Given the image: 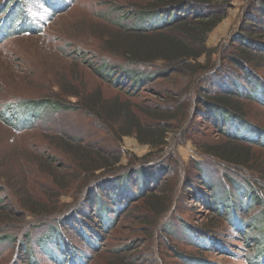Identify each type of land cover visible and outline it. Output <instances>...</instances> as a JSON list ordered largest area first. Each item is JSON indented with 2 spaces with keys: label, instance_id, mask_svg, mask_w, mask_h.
<instances>
[{
  "label": "rangeland",
  "instance_id": "374dc122",
  "mask_svg": "<svg viewBox=\"0 0 264 264\" xmlns=\"http://www.w3.org/2000/svg\"><path fill=\"white\" fill-rule=\"evenodd\" d=\"M154 2L0 0V264H60L56 259L65 255L61 251L62 236L66 246L71 244L74 251L77 249L79 261L84 255L89 256L85 264H264V206L257 202L258 192L242 182L226 183L223 168L201 158L205 145L227 140L218 113L202 105L199 96L203 91L199 87L203 77L190 80L185 72L178 71L137 87L124 79L120 67H110V79L101 74L105 63L143 71V67L127 64V59L110 49L107 42L122 41L120 31L125 27L159 26L161 19L140 18L143 9ZM231 3L225 19L207 39V45L216 51L214 57L241 51L237 41L240 36L232 35L239 27L242 32L245 27L241 28V19L245 23L248 12H255L252 0ZM255 58L259 67L253 79L259 84L248 77L249 85L242 81L244 73L231 68L224 59L220 84L227 91H246L240 105L249 121L264 128V105L248 94L264 84V50ZM230 70L231 76H225ZM236 73L240 76L236 77ZM215 80L220 82L218 77ZM186 93L189 95L181 100ZM187 98V120L179 127L175 121L164 124L169 129L168 142L160 152L134 135H121L131 131L126 129L127 119L119 116L124 107L136 112L145 125H152L148 112L175 115ZM88 99H95L94 110L82 107ZM69 104L70 108H64ZM107 109L116 115L111 120L106 119ZM199 112L201 116L197 117ZM213 120L220 122L213 124ZM232 130L236 129L231 127L229 132ZM242 133L239 136L248 142H264V133ZM78 145L92 151V156L85 159ZM249 148L253 163H264V148ZM161 156L163 160L157 161ZM81 157L86 165L92 164V159L96 164L102 158L120 157L116 171L122 172L118 177L122 181L91 194L93 185L104 183L105 178L99 177L100 171L95 177L83 174ZM199 163L203 164L204 173L197 169ZM161 164L168 168L158 175ZM181 164L187 169L185 180L170 171ZM142 167L153 175L154 181L156 176L159 178L149 187L155 198H168L169 210L159 217L158 224L156 221L155 236H149V210L143 193L118 215L113 213L115 210L108 211L113 217L111 227L98 237L106 223L99 222L92 215V206L84 205V201L96 195L107 209L115 207L113 193L118 189H140L135 184L141 181L137 171ZM127 175L130 180H125ZM210 183L218 189V198L217 192L207 187ZM212 193L213 208H222L225 213H229V206L232 213L235 209L245 211L239 212L250 225L245 234H239L237 226L210 206ZM223 196L229 202L226 206L219 205ZM78 208L83 211L82 216L76 214ZM73 219L74 225H60ZM210 223L213 224L208 228ZM194 229L213 234L223 250L200 248L206 243L196 239ZM180 251L205 260L189 263L177 255Z\"/></svg>",
  "mask_w": 264,
  "mask_h": 264
},
{
  "label": "trees",
  "instance_id": "16d2710c",
  "mask_svg": "<svg viewBox=\"0 0 264 264\" xmlns=\"http://www.w3.org/2000/svg\"><path fill=\"white\" fill-rule=\"evenodd\" d=\"M252 1H254L255 4V9H253L255 12H251L250 10V12H248L249 14L246 15L248 18L247 22L244 23L242 19L240 21L241 28L242 26L245 28H243L242 32H240L239 27L232 35L240 36L237 41L240 43L241 51L238 53H224L222 56L220 54V57L218 58L214 57L216 54L215 49L207 45V39L209 34L225 19L227 14L226 8L231 6L232 0H155L154 3L149 5V7L143 9V15H140V18L161 19L159 26L151 25L144 26L143 28L125 27V30L120 31L123 38L122 41L118 43V41L114 39H109L107 42L110 49H114L119 55L127 59V64L135 65L136 67L139 66L140 68L143 67V71L140 69L122 68L121 65L109 66L105 63L104 67L102 68V72H100L104 78L110 79L108 77V75L112 74L110 67L113 66L116 69L120 67V69H123L122 74H124V79L131 80L133 85L137 87H141L142 85L144 86L143 83H148L149 81L165 77L178 71L185 72V75L189 77L190 80L194 78L199 80V78L202 76V79L204 80L202 85L199 87L203 91V93L199 96L202 98V105L209 107V109L218 113L220 120H222V123L220 124L223 129V133H225L227 136L225 138L227 140L205 145L203 150L205 155L202 153L201 158L205 157V159H207V161L211 162L212 164H217L220 166V168L222 167L224 170V175L222 178L226 180V183L235 184L237 182H242L247 186H251L252 189L259 194L257 202L263 204L264 206V163L261 162L259 165H255V163H253L254 156L252 155V152L249 148V146H259L264 148V142L255 139L251 142H248L245 138L239 136L244 134L242 131L245 130L249 133H264V128L259 127L252 121H249L248 117L244 113L243 106L240 105L241 99L245 96L244 94H246V91H239L240 89H237L238 93L231 92L233 91L231 89H229L230 91H227L225 88H221L222 84H220L222 83L223 79L221 74L226 66V64H222L223 59L229 61L231 68L240 70L244 73V77L242 76V81L245 80L244 82L249 85V82H247L248 77V80L259 84L257 83V80L254 81L253 78H256V75L258 74L256 73V70L259 67V64L255 63V56L260 52V50H264V42L262 41L264 38V0ZM252 35L257 36L253 37ZM202 58H205L204 62L201 61ZM231 72V70L230 73L225 72V76H231ZM234 75L237 77L240 76V73H236ZM216 77H218L220 82L215 80ZM195 82L197 83V80H195ZM244 82H242L240 85L243 86ZM257 88L258 90L252 92V94H250L251 92L248 94L253 100L264 105V84L260 83V86L258 85ZM248 90L250 89L248 88ZM184 91H186V89ZM188 95L189 94L186 93V95L181 96V100L184 97L186 98ZM257 95L262 97H257ZM84 101L82 102V104H84L82 105L84 109H93V106L96 105V102H94L95 99H88V102H86V100ZM183 101L186 102L178 106L175 115H171L167 111H164L161 114L158 112H148L147 115L149 116V119L153 121L152 125H145L140 120V117L136 112H134L128 106L127 108L124 107L119 116L127 119L129 124L126 125V129L131 128V131L128 133H121V135H134L141 143L150 145L151 147L158 149L157 151L160 152V150H162L168 142L166 138L168 136L167 132L169 129L164 128V124L169 121H175L176 126L179 127L182 126L187 120L189 114V100L187 98ZM70 106L71 104L65 107L62 105V107L66 109L70 108ZM72 107L75 106L73 105ZM91 113H93V111H91ZM106 116L107 120H111V118L116 115L113 114L111 109H107ZM199 116H201V112L197 113V117ZM219 122L220 121L217 122L213 120V124H219ZM231 127H234L236 130L229 132ZM108 129L110 132L113 130L112 127H109ZM78 149L80 153L83 154L85 159L92 156V151H88L87 149L82 148L80 145H78ZM162 156L164 157V155ZM162 156L159 157L157 161H162ZM82 159L83 162L80 166L83 174H90L91 177H95L96 172L100 171L102 176L100 175L99 177L105 178L104 183L97 184L96 186H94L95 184L93 185L91 194H96L99 191H103L106 186L118 184L122 181V179L118 178L122 175V172L116 171L118 170L116 165L120 162V157H117V159L115 158L114 160L102 158L103 161L96 164L92 159V164L87 165L85 163V159L81 157V160ZM160 166L161 168L157 170L158 175L163 172L164 168H168L167 164H161ZM142 168L143 169L140 171H137L138 175L142 176L141 181H138L135 184V186H139L140 189L132 187L133 189L126 190L123 188L121 190L120 188L121 192H119L118 189L117 193H113L115 207L107 209L106 203L103 202L100 196L96 195L84 201V205L87 204L90 208L92 206L94 211L92 215H94L96 218L98 217L99 222L102 224L106 223V225H102V230L100 233H98V237H101V235H103L105 232H108V229L111 227L113 217L107 214L108 211L115 210L116 212L114 211L113 213L118 215L119 213L123 212L132 202H135V200L139 199L141 195L143 196V193H145V197L143 199L146 208L149 210V236L151 238L152 236H155L153 227L156 226V221L162 214L165 212L167 213L169 210L167 209L168 198H166V200L162 199V201H160L158 197L157 199L155 198L153 189L149 190V187L157 183L159 178L157 179L156 176L154 181L153 175H148L149 173H147V169L145 167ZM197 169L202 170L203 172V164L199 163ZM171 170L178 174V178L179 175H181L182 178H180L185 180L187 169L185 167L183 168V164L179 165V167L176 165L175 170L170 168V171ZM249 171H258L260 174L256 175ZM231 173H234L235 176H230ZM241 175L243 177H241ZM257 176H260L259 180ZM124 178L125 180H130L128 175ZM151 181L154 182L151 183ZM206 185L208 188L211 187L214 193L217 192L215 198H218L219 191L217 188L214 189V183ZM214 193H212L213 197L210 205L212 208L213 202L215 200ZM226 203L229 202H227L226 198L223 196L219 205L226 206ZM213 209L216 211L218 210L219 214L225 216L231 225L237 226L239 228H237L239 230V234H245L247 232L246 230H248L247 228L250 225H248L246 221H243L242 217L239 216V212H245L244 210L235 209V211L232 213V208L229 206L226 210L229 211V214L225 213L222 208L219 209V207L217 209ZM76 214L82 216L83 211L78 208ZM226 215L229 216L226 217ZM63 217H67V215ZM90 217L92 218L91 215ZM63 220L66 221V219ZM65 221L61 222L60 225L68 227L71 226V224L74 225L75 219L70 220L67 223H65ZM262 223V225H264L263 218ZM212 224L213 223L208 224V228H211L209 226ZM166 232L171 233V231H167V229ZM194 232L195 233H193V235L196 237V239L204 241V244L206 243V246L200 244V248L205 247L206 250L214 251L223 250L224 246L220 245L217 240L214 239L215 236L213 234H201L198 232V229H194ZM84 234L85 233L83 230V235ZM62 238L61 241L63 242V249L60 250L64 251L65 255L62 257V259L54 257L57 258L56 260H59L57 262L60 264H85V259H88L89 256L86 257V255H84L79 261L77 249L74 251L71 248V244L66 246L63 240L64 238ZM59 248H61V246H59ZM93 248H95V246ZM177 255L187 259L189 263H200L198 260H205L202 256L193 255L182 251H180V253L177 252Z\"/></svg>",
  "mask_w": 264,
  "mask_h": 264
}]
</instances>
